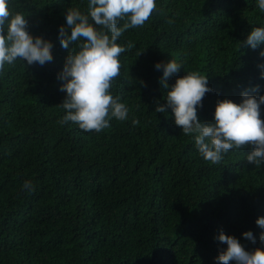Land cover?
<instances>
[{
    "label": "trees",
    "instance_id": "16d2710c",
    "mask_svg": "<svg viewBox=\"0 0 264 264\" xmlns=\"http://www.w3.org/2000/svg\"><path fill=\"white\" fill-rule=\"evenodd\" d=\"M89 2L9 0L33 37L52 44L53 59L43 66L17 59L0 71V264H218L227 247L221 231L247 251L264 248L256 224L264 217V164L247 162L251 148L212 164L170 108L155 112L168 91L155 65L171 59L182 68L169 86L190 71L208 77L213 91L198 109L201 122L213 121L218 100L264 95V43L242 46L264 27L258 0H156L149 20L117 40L127 50L110 92L128 118H110L100 132L60 123L67 113L58 76L77 46L64 49L59 29L68 8L87 14Z\"/></svg>",
    "mask_w": 264,
    "mask_h": 264
},
{
    "label": "clouds",
    "instance_id": "9594fccd",
    "mask_svg": "<svg viewBox=\"0 0 264 264\" xmlns=\"http://www.w3.org/2000/svg\"><path fill=\"white\" fill-rule=\"evenodd\" d=\"M258 7L264 12V0H258ZM156 8V0H90L87 14L78 8L66 10V27L59 29L60 43L68 49L71 42L78 50L73 48L69 52L58 76L63 81L60 91L66 93L59 106L67 113L60 123L71 121L85 132H100L111 127L110 118L127 120L128 107L110 92L113 80L120 75L119 56L127 50L117 40L125 30L143 26ZM121 20L126 22L118 27ZM168 23L173 21L170 19ZM261 43H264V27H256L242 46L255 50ZM131 47L129 43L127 48ZM51 49L50 42L33 37L28 31L27 19L22 13L10 10L9 0H0V71L6 63L13 65L17 59L27 61L28 65L43 66L53 59ZM261 55L264 56V52ZM155 68L162 69L163 76L158 83L168 90L166 104L158 103L155 112L164 114L170 108L175 125L184 135H194L199 154L206 161L219 164L229 150L251 148L247 162L256 167L264 164V119H261L264 95L257 98L244 92L240 103L227 98L218 100L213 121L201 122L198 109L203 106L205 95L213 91L208 77L190 71L169 86V77L179 72L182 65L171 59L167 63H156ZM261 75L264 77V72ZM132 123L135 126L139 121L133 119ZM23 188L34 190L29 181ZM256 224L264 228V217H259ZM243 236L255 243L251 231L244 232ZM218 240L227 245L216 258L218 264H264V248L247 251L237 238L223 231ZM260 242L264 244V233L260 235Z\"/></svg>",
    "mask_w": 264,
    "mask_h": 264
}]
</instances>
